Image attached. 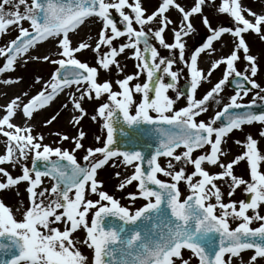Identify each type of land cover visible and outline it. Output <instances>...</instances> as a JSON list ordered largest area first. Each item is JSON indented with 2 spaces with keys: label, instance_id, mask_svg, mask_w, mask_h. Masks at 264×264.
<instances>
[{
  "label": "snow or ice",
  "instance_id": "1",
  "mask_svg": "<svg viewBox=\"0 0 264 264\" xmlns=\"http://www.w3.org/2000/svg\"><path fill=\"white\" fill-rule=\"evenodd\" d=\"M209 5L227 14L232 26L214 27L203 12ZM172 11L176 18L169 15ZM197 14L209 34L189 50L186 37L194 31ZM93 18L101 25L94 44L88 37L74 45L70 34ZM11 29L17 34L0 45V74L31 60L56 67L47 80L35 77L41 87L34 94L23 91L0 105V135L6 138L0 152V190L16 188L19 195L23 183L27 194V202L16 208L0 200V264H192L193 258L196 264H264V152L250 133L234 141L242 151L233 158L224 159L230 149L223 147L229 134L245 125L260 124L259 136L264 138V111L255 110L257 100L264 102V86L255 79L257 56L245 39L252 32L264 40V11L257 13L241 0H190L187 5L159 0L151 11L143 0H0V35ZM224 34L233 38L232 50L216 57L214 42ZM49 40L57 47V59L32 54ZM85 49L95 53V65L78 58ZM161 49L168 54L162 55ZM202 54L212 57L206 69L199 65ZM121 55L135 61L136 71L116 79L114 90L113 81L99 73L113 67L123 73ZM241 59L243 70L237 67ZM221 68L220 78L212 83L211 76ZM185 72L188 88L183 91L177 85ZM141 76L143 82H134ZM22 79L8 77L3 83ZM205 82L211 86L198 96ZM228 84L235 87L225 102L221 94ZM61 94L67 97L61 107L71 104L78 113L71 116L74 125L88 115L85 101H102L90 116L101 122L98 146L85 147L82 128L73 137L54 133V144L45 143L41 133L33 134L29 121L34 113ZM181 98L184 105L175 107ZM210 108L212 115L200 119ZM55 119L52 115L44 124ZM145 137L152 140L148 154L138 146ZM68 140L71 149L61 146ZM78 150H83L80 158ZM110 162L132 169L117 187L136 182V191L127 196L132 202L142 199V206H123L103 190L98 174ZM241 162L247 179L234 171ZM6 164L18 167L20 174L13 176ZM239 188L247 199H232ZM93 194L98 198H88ZM79 230L84 239L75 236ZM79 245L90 249L91 256Z\"/></svg>",
  "mask_w": 264,
  "mask_h": 264
},
{
  "label": "rangeland",
  "instance_id": "2",
  "mask_svg": "<svg viewBox=\"0 0 264 264\" xmlns=\"http://www.w3.org/2000/svg\"><path fill=\"white\" fill-rule=\"evenodd\" d=\"M244 1H245L244 4L248 8H251L253 11H255L257 7V1L255 0L254 1L244 0ZM28 2L30 4L31 0H28ZM158 2L159 0H143V6L147 8L149 11H151L157 6ZM178 2L181 3L182 5H187L188 3H190V0H178ZM5 7L7 9L11 7V5H6ZM20 10L23 11V6H21ZM203 12L205 15L208 16L211 24L214 27L220 26V25H223L226 27L232 26V22L229 16L227 14H218L211 5L205 6L203 8ZM113 15L118 17V15L115 14L114 10H113ZM169 15L175 18L172 12H170ZM118 21H119V17H118ZM192 23L194 25V31L190 33V35L188 36L186 40L187 48L189 50L194 49L195 47L201 45L203 41L205 40L203 36L206 34H209L208 29L202 23V20L199 14L195 15L192 18ZM24 26L28 27L29 26L28 22H24ZM100 27H101L100 23L97 22L95 18L86 20L85 23L79 27L77 32L70 34L73 44L75 45L82 40H86V38L88 37H91V41H87V42L94 44L95 40L97 39V34L100 30ZM84 29H89V30L82 37L79 35L81 34L79 32L80 30H84ZM16 34H17V31L14 29H11L8 32V34L0 35V45H3L9 39L13 38ZM168 36L170 40L171 34L169 33ZM223 36H226V38H228L229 43L226 42V44L224 45L225 49H223L221 55H227L232 50V47H233L232 39L233 38L231 37L230 34H224ZM245 39H246V42L247 40L248 41L250 40L249 42L252 43V48H254L253 50L250 51V53L257 56L259 70H258V74L255 77V79L257 80L258 83L264 86V40H261L259 36H257L256 34L252 32L245 34ZM221 40L218 41L215 46L217 50L222 45ZM116 43L117 44L120 43V40L116 41ZM32 54L37 55V56L49 55L52 59L58 58L57 47L55 46L54 41H51V40H49L48 42L41 43ZM161 54L167 55L168 53L166 50L161 49ZM202 56H206V55L202 54ZM241 56H242V52H241ZM78 58L81 59L82 61L88 62L90 65H95L96 63L95 53L91 51L90 49L82 50L80 53H78ZM118 59L121 62V66L124 68L123 73L118 74L116 72L115 67H113L110 72H106L101 69L99 73L101 79H110L113 81L114 90H118V86L114 83L116 79L123 78L124 74H130L136 71L135 69V71L130 72L128 69L129 65L130 66L134 65L135 63L134 60L130 58L126 59L124 55L119 56ZM2 62H3V58H0V64H2ZM244 64H245V61L241 59L240 61L237 62V67L243 70ZM55 67L56 65H53L43 60H31L27 62L26 64H17L15 71L7 72L5 74H0V92L2 89L3 90L6 89L7 86L12 85L13 87H15V93H16L15 95H20L21 92L23 91H28L30 94H34L41 87V84L34 83L35 77L40 76L43 78V80H47L50 74L54 71ZM176 67H183V66L177 65ZM207 67H205V69ZM221 74H222V68L220 70L215 71L210 78L211 82H215L218 78H220ZM185 76H186V72L180 76L178 85H177V87L183 91H185V89L188 88L187 86L188 84L186 82ZM8 77H12V78L23 77V79L18 83H11V84L3 83V81L7 79ZM143 80H144V77L141 76L138 81H134V82H143ZM207 84L209 83L205 82L202 84V86L198 90V93H197L198 96L202 95L206 91L205 87ZM224 89L229 91V94L226 96H224L222 93V97L224 98L226 102L227 97L232 94L234 88L230 84H228L224 87ZM254 91L250 92L248 96L244 97L245 102L252 99L254 95ZM168 93H173L172 95L175 96V92H173L172 90H169ZM62 96L63 97L60 100H55L53 104H50L46 106L44 109L38 110L37 112L34 113V116L29 121V123H31L34 126L33 134L41 133L45 137V143L54 144V142L58 140V137L54 133L56 132L66 133L69 137H73L77 135L78 129L82 128L86 132V137L82 141L85 147L98 146V142L95 140V137L100 135L103 138V134L101 132V126H100L101 122L99 120L95 122L92 121L90 116L94 114V108L96 107V105L102 101H93V102L85 101L83 106L87 109L88 115L84 116V118L80 121L79 125H74V123L71 120H68V119L65 120L64 116H67L68 114L70 115V112H71L70 110H73V109L71 107V104H69L67 108L61 107L62 104L67 102L66 95L62 94ZM139 98H140L139 94H137L136 99L139 100ZM5 100H6L5 97L3 98L0 97V102H4ZM257 102H260V101L257 100ZM184 103H185L184 98H181V103L176 104L175 107L179 108L183 106ZM212 112H213V109L210 108L209 112L206 115H202L200 119H206L207 116L212 115ZM52 115H56V119L51 124L45 125L44 121L48 119L49 117H51ZM74 115H78V113H75ZM261 127L262 126L258 123L253 124V125H245L243 127V131L234 130L233 133L229 134V137L227 138L223 147L226 149H230V154L224 157V159L226 160L231 159L242 151L241 147L235 144L234 141L237 139L244 140L246 138V135L249 133L258 140L259 142L258 147L261 149L262 152H264V138L259 136V131ZM50 133H53V134L50 135ZM60 143L62 147H66L69 149H71L72 147L71 140L61 141ZM0 144H2L0 145V152H2L4 142L2 143L1 136H0ZM76 154H77V157L80 158V156H82L83 154V150H78ZM164 162H165V158L163 157L160 158V163L162 165H164ZM117 163H119V161H117ZM29 164H30V160H29ZM3 166L6 167L13 176L20 174L18 167L14 169L10 165H7V164ZM218 170L219 169H210V171H218ZM131 171H132L131 168H128L127 170H125L122 167H113L111 166V162H110L109 165H106L102 170L99 171L98 179L104 181L103 190L107 191L109 194L119 199L120 203L123 206L130 207L131 209L134 210L136 207L142 206V204L145 202L140 198H137L134 202H132L127 196V193L136 191V188H135L136 182H133V184L131 185H127L124 189H119L117 187V185L121 182L123 177L130 174ZM234 171L237 175H241L245 179L248 178L247 171H246V164L244 162H241L238 166H235ZM116 172H120L121 176L117 177L115 175ZM160 178L166 179L163 176H161ZM218 183L220 182L218 181ZM180 187H181L182 192H186V189L183 183L180 185ZM18 191H19V195H17L16 188L9 189V190H0V200L5 202L9 206H12L13 208L20 206L21 201H24L26 203L27 194L25 192V186L23 183L19 185ZM224 191L226 193L227 188H224ZM88 198L97 199L98 197H96L93 194L89 196ZM224 199L225 201H227L229 197H227V195L225 194ZM232 199H235V200L247 199V197L245 193L243 192L242 188H239L236 190ZM260 211H261V214H264V206L261 207ZM231 226L235 227L236 226L235 222H233ZM252 226H256V224L254 223ZM75 236L78 237L79 239H84L85 233L83 232V230H79L77 231V233H75ZM79 247L85 255H88L89 257L91 256V250L88 249L85 245H79ZM184 255L185 257H187L189 253L185 251ZM250 255H251V251H245L243 253V256L245 258H247ZM192 264H196L195 258H193Z\"/></svg>",
  "mask_w": 264,
  "mask_h": 264
},
{
  "label": "bare ground",
  "instance_id": "3",
  "mask_svg": "<svg viewBox=\"0 0 264 264\" xmlns=\"http://www.w3.org/2000/svg\"><path fill=\"white\" fill-rule=\"evenodd\" d=\"M253 1H254V0H253ZM255 1H257V7H256L255 11H256L257 13H260V12L264 11V0H255ZM241 2H242V4H243L244 6H246V5L244 4V3H245L244 0H241ZM172 13H173L174 17L176 18L177 13H176L175 11H172ZM88 30H89V29L80 30L79 33H81V34H79V35L83 37V35L86 34V32H87ZM207 35H208V34H206V35L203 36L205 40H206V38H207ZM187 38H188V37H186V40H187ZM205 40H204V41H205ZM204 41H203V42H204ZM221 41H222V45L219 47V49H218L219 51L217 50V52L214 54L216 57L221 56L223 49H225V48H224V45L226 44V42H228V38H226V36H223ZM249 41H250V40H249ZM249 41L247 40V43L249 44L250 51H251V50H253L254 48H252V43L249 42ZM228 43H229V42H228ZM216 44H217V42H214V46H216ZM211 58H212V57L202 56V55H201V57H200V59H199V65H200V67H202V68L207 67V66L209 65V64H208V61H209ZM128 69H129L130 72L135 71V67H134V65H133V66H130V65H129ZM212 83H214V82H212ZM210 86H211L210 83L207 84L206 87H205V90H207ZM13 88H14V89H13ZM222 93H223L224 96H226V95L229 94V91L226 90V89H224ZM15 94H16V93H15V87H13L12 85L7 86V88L4 89V90L2 89L1 92H0V97H2V98L5 97L6 100H5L4 102H0V105H4V104H6V103H7L12 97L16 96ZM172 94H173V93H168L169 96H172V97L174 98L175 96L172 95ZM221 95H222V94H221ZM62 97H63V96H62V94H61V95H59L55 100H60ZM55 100H54L52 103H50V104H53V103L55 102ZM180 103H181V99H180L179 101H177L176 104H180ZM213 107H215V106H213ZM70 111H71V112H70V115L68 114L67 116H64V117H65V120H67V119H68V120H71V116L75 114V113L73 112V110H70ZM14 122L17 123V124L19 125V124L22 123V120L20 119L19 116H17V117L15 118ZM0 136H1V141H2V143L5 142L6 138L2 137V135H0ZM0 145H2V144H0ZM3 145H4V144H3ZM227 160H228V159H227Z\"/></svg>",
  "mask_w": 264,
  "mask_h": 264
},
{
  "label": "water",
  "instance_id": "4",
  "mask_svg": "<svg viewBox=\"0 0 264 264\" xmlns=\"http://www.w3.org/2000/svg\"><path fill=\"white\" fill-rule=\"evenodd\" d=\"M114 19H116L117 20V18L116 17H113ZM233 87H235V85L234 84H231ZM187 90V89H186ZM185 90V91H186ZM256 111H264V102H257V104H256V109H255ZM117 139L119 140L120 139V137H119V133H117ZM150 144H152V140L151 139H149V138H147V137H145L143 140H141L140 142H139V145L138 146H141L142 148H143V150L145 151V153L146 154H148L150 151H151V149L149 148V145ZM146 166V165H145Z\"/></svg>",
  "mask_w": 264,
  "mask_h": 264
}]
</instances>
